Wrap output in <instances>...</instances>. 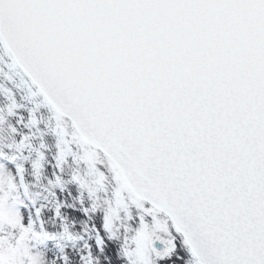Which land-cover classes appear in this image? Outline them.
Wrapping results in <instances>:
<instances>
[{
  "label": "snow or ice",
  "instance_id": "snow-or-ice-1",
  "mask_svg": "<svg viewBox=\"0 0 264 264\" xmlns=\"http://www.w3.org/2000/svg\"><path fill=\"white\" fill-rule=\"evenodd\" d=\"M0 264H264V0H0Z\"/></svg>",
  "mask_w": 264,
  "mask_h": 264
}]
</instances>
